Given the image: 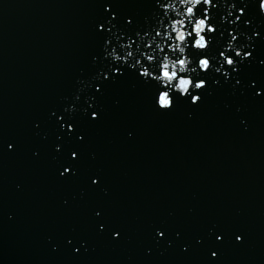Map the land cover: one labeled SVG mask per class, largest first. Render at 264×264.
<instances>
[{"label":"water","instance_id":"1","mask_svg":"<svg viewBox=\"0 0 264 264\" xmlns=\"http://www.w3.org/2000/svg\"><path fill=\"white\" fill-rule=\"evenodd\" d=\"M106 2L0 0V264H264V99L213 88L198 108L162 114L132 81L102 88L103 119L75 113L88 133L79 175L60 178L70 154L55 153L49 118L77 95L86 108L95 92ZM113 2L137 17L149 11V0ZM232 2L219 0L218 15ZM248 2L260 23L258 0ZM256 54L264 58V41ZM248 72L264 79V68ZM96 173L106 195L91 186ZM94 210L123 227L121 239L98 234ZM214 223L229 232L218 261L214 242L195 243ZM161 224L170 238L182 233L172 248L155 237ZM236 230L245 244L234 243ZM73 237L88 251L74 254Z\"/></svg>","mask_w":264,"mask_h":264},{"label":"snow or ice","instance_id":"2","mask_svg":"<svg viewBox=\"0 0 264 264\" xmlns=\"http://www.w3.org/2000/svg\"><path fill=\"white\" fill-rule=\"evenodd\" d=\"M100 7L97 34L102 40L103 59L88 85L91 89L95 83V92L85 100L86 108L76 107L81 99L77 95L74 102L62 111H52L49 118L58 125L55 153L70 154L61 164V179L79 175L80 153L88 133L79 126L75 113L80 111L89 123L103 119L102 88L132 81L134 86L150 91L153 109L162 114L172 113L183 104L198 108L213 88L227 87L233 94L239 92L254 101L264 99V79L248 72L254 65L264 68V58L256 54L258 42L264 41V20L257 23L248 0H233L223 15H218L219 0H149V11L142 18L133 12H122L113 0ZM257 14L264 18V0H258ZM7 148L12 150L14 144L8 143ZM90 179L91 186L107 194L99 173ZM94 219L98 234H107L113 240L122 238L123 227L109 224L102 210H94ZM154 231L168 248L182 238L180 231H176L175 239L168 237L169 229L164 224ZM231 235L235 244H245L243 231L236 230ZM228 236L227 229L214 223L206 236L195 237V243L214 242L209 249L210 260L218 261L217 245H223ZM67 247L76 255L88 251L87 241L75 237L67 239ZM180 248L185 254L192 250L191 245Z\"/></svg>","mask_w":264,"mask_h":264}]
</instances>
